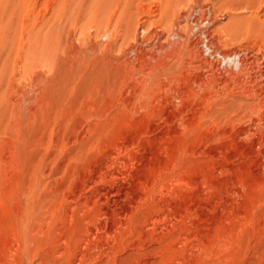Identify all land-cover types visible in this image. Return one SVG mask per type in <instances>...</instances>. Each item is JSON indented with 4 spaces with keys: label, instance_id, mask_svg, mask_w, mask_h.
<instances>
[{
    "label": "rangeland",
    "instance_id": "374dc122",
    "mask_svg": "<svg viewBox=\"0 0 264 264\" xmlns=\"http://www.w3.org/2000/svg\"><path fill=\"white\" fill-rule=\"evenodd\" d=\"M0 264H264V0H0Z\"/></svg>",
    "mask_w": 264,
    "mask_h": 264
},
{
    "label": "built area",
    "instance_id": "2783aa9c",
    "mask_svg": "<svg viewBox=\"0 0 264 264\" xmlns=\"http://www.w3.org/2000/svg\"><path fill=\"white\" fill-rule=\"evenodd\" d=\"M203 46H205L207 48V51L210 52L211 56L212 57H215V58H219V59H222V60H226V58L220 54V53H216V52H213L208 46L206 43L203 44ZM229 59V58H228Z\"/></svg>",
    "mask_w": 264,
    "mask_h": 264
}]
</instances>
